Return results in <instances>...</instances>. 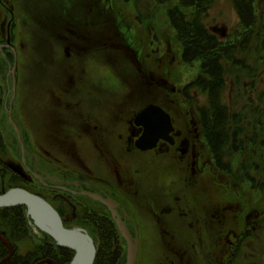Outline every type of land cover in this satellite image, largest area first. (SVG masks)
Wrapping results in <instances>:
<instances>
[{
  "label": "flooded vegetation",
  "instance_id": "flooded-vegetation-1",
  "mask_svg": "<svg viewBox=\"0 0 264 264\" xmlns=\"http://www.w3.org/2000/svg\"><path fill=\"white\" fill-rule=\"evenodd\" d=\"M59 1H54L50 6L48 4L46 6L41 0L26 1L27 8L34 17L33 22L30 23L31 43L29 42L28 45L31 49H29L27 66L22 67V62L19 60L20 54L16 42L19 18L16 10H10L12 14L10 46H6L8 37L4 42L1 41L0 32V45H3L1 50L5 48V53L8 52L12 56L11 59L8 56L9 64L11 63L9 75L12 81L10 89L13 98L12 115L16 118L17 124L18 119L21 121V125H18L22 141L26 144V152L20 158L24 164L21 162V166L18 167L12 162V158H9V166L23 174L26 173L29 184L35 179L42 183L44 191L38 195L54 207L62 219L63 226L78 231L76 236L79 238L87 236L90 244L95 247L93 264L96 262L101 241H110L111 254L117 257L122 255V249H126L127 258L128 239L132 242L137 239L139 243L135 264H140L145 240H163L168 248L166 253H172L174 258H178L177 264H190L189 261L182 263L180 260L183 258V254L180 253L183 243L180 245L177 242L175 244L166 242L179 238L180 226L176 225L175 219L171 217L172 214L167 213L163 206L167 200L168 190L157 189L158 182L161 181L158 180V175L153 176L151 173L146 175V169L131 168L128 159L130 154L141 157L146 152H151L161 156L176 151L182 160L187 156L190 148L194 150V140L186 137L185 134L182 137L183 132L176 128L172 115L162 106L172 119L174 126L170 132L172 141L160 138L155 147L147 150H141L136 146L138 138L144 132V127L137 124L135 119L137 114L150 103L144 104L140 109L129 111L126 106L130 93L127 70L123 67L122 72L117 71L111 60V62L82 60L75 57L70 49H76L75 53L80 54L82 49L95 48L103 38L110 44H113L114 39L117 38L119 41L117 44L126 48L134 60L139 81L158 85L155 73L146 69L145 58L126 40L127 34L124 28L115 25L112 21L104 25L96 24L97 17L102 16L106 11V8L98 10L97 0H71L72 8L64 12H56L54 4ZM12 6L15 8L13 3ZM25 15L29 21L26 13ZM52 17L55 18L52 19L51 24L49 19ZM44 48L47 49V55ZM96 62L102 69L100 72L91 68ZM45 68L50 69L59 81L54 88L51 87L48 92L41 95L42 100L36 99L39 105L34 111L39 118H41L40 109L46 111L42 106L49 101L54 103V110L46 111L50 121L44 123L42 118L40 120L43 122L40 127L43 140H40L35 131L32 132L31 127L24 123L20 107L18 104L14 105V101L19 99L18 92L24 75L27 76L26 84L29 82L32 85L35 75L39 76L41 70ZM117 85L120 88L115 89ZM184 86L180 90L184 95L191 91L197 92ZM114 89L120 94H116ZM120 96L123 104L118 101L119 104H114L112 101L114 97ZM71 99H75L76 102L73 103ZM84 101L87 102L86 105L82 104ZM1 138L0 136V142H2ZM203 150L191 154L192 165L196 166L194 171L204 172L205 168L200 166L209 165L211 155ZM182 188H184L183 193L189 189ZM171 193L172 198L176 200L173 203L181 205L183 194H173V191ZM207 198L208 195L206 200ZM185 206H188V203ZM204 209L206 206L201 210ZM196 220L201 229L192 231L196 232L197 237L191 238V241L190 238H186L188 239L186 243H189L190 248L202 257L203 249L207 245L204 241L207 229L204 227V217L197 215ZM184 224L182 223L181 226ZM188 225L192 226V224ZM0 232L15 249L5 264H38L46 259H52L58 264H70L76 255L74 249L60 246L54 237L49 239L51 235L42 232L39 236V245L26 246L27 254L22 257L17 251L16 241L12 240L15 234L8 235L5 230ZM195 252L192 255H197ZM8 254V247L0 240V264ZM160 263L167 264L162 260L157 262Z\"/></svg>",
  "mask_w": 264,
  "mask_h": 264
},
{
  "label": "rangeland",
  "instance_id": "rangeland-1",
  "mask_svg": "<svg viewBox=\"0 0 264 264\" xmlns=\"http://www.w3.org/2000/svg\"><path fill=\"white\" fill-rule=\"evenodd\" d=\"M26 1L28 0H1L0 4L3 9H6L3 12L4 16L0 24L1 36H4V38L10 37L12 27L10 10L17 11L19 32L16 42L22 67L27 66L26 64L28 63L29 49H31V46L28 45L29 42L31 43L29 38L30 23L34 20L31 14L28 16L29 21L27 20L25 13L30 11L27 8ZM41 1L46 6L47 4L50 6L54 1L58 0ZM72 4L73 1L71 0H60L54 5L56 12H64L72 8ZM175 4L179 5L185 12L189 11V8L183 7L175 0H172L171 5ZM255 6L257 13L260 14L264 1L255 0ZM97 8L98 10L106 8V11L103 12L102 16L97 17L96 24L104 25L112 21L115 25L124 28L127 34L126 40L145 58L144 63L147 66L145 67L151 73H155L158 85L144 84L139 81V77L136 74L138 70L133 64L134 60H132L126 48L117 44L119 43L117 38L114 39L113 44L106 42L103 38L102 41L95 45V48L93 47L92 50L82 49L80 54L75 53L76 49H70L73 55L82 60H111L117 71L122 72L126 69L130 91L127 97L128 104H126L128 110L140 109L148 102L163 106L172 115L176 128L181 129L180 131L183 132L182 137L185 134L186 137L194 140V150L190 148L187 156L182 160H180V154L176 151L161 156H156L151 152H146L141 157L129 155L128 160L131 168L146 169V175L149 173L153 174V176L158 175V180L161 181L158 182L159 186L157 189L166 188L168 190L167 200L163 206L168 211L167 213L172 214L171 217L175 219L176 225H180L178 227L180 239L166 240V242L173 244L177 242L180 245L183 243L180 249V253L183 254V258H181L180 254L182 263H188L189 261L190 264H264V190L254 187L253 182L250 181L249 176H253V171L245 174L244 163L248 160L250 153L247 152L248 155L246 152L237 153L232 163L233 169L229 173L216 169L213 166V160L210 158L209 165H206V167L200 166L205 168L204 172L194 171L196 166L192 165V155L203 149L204 152L209 153L206 140L202 139L201 123L196 109L200 106V101L202 103L205 102V97L194 91L189 92L199 100L196 106V103H193L191 99L190 103L187 102L185 95L180 90L186 83L197 77L201 62L200 60L184 62L180 59L181 46L178 42L177 32L172 27L167 14L168 5L160 4L155 0H97ZM37 9L39 10V8ZM45 10L47 11V8ZM86 17H88V14H86ZM54 18L49 19L51 24ZM206 22L210 30L215 32L222 41L235 40L243 34V30L238 27V14L231 0H214L208 11ZM6 46L8 47V43ZM2 47L3 45L0 47V87L3 90V103L5 106L0 109V130L2 142L12 152V162L20 167L21 162L24 164L20 158L26 152V144L23 142V149L20 139L14 131L13 122L10 119V107L11 104L13 107V98L10 90L12 81L9 75L11 68L9 58L11 59L12 56L8 52L5 53V48L1 50ZM44 50L47 55V49L44 48ZM101 66L104 67V65ZM91 68L96 69V72L102 70L97 62ZM100 77L102 78V76ZM25 78H27L26 75H24L18 92L19 99L18 101L15 99L14 105H19L23 116L21 118L24 123L31 127L32 132L35 131L36 136L40 140H43L41 138L42 131L40 130L41 123L50 121V116L46 111L47 109L54 110V103L49 101L45 106H42L46 108V111L43 108L40 109L42 122L40 121L41 118L37 116V112L34 111L38 109L37 106L39 105L36 99L42 100L41 95L48 92L51 87L54 88V85L58 84L59 79L47 68L42 69L39 76L35 75L32 85L29 82L26 84ZM117 87L120 88L117 85L115 89ZM115 89L114 92L120 94ZM263 90L264 66L261 67L260 76L256 81L255 88H253L254 97L256 98L259 92ZM227 96L232 97L230 90ZM246 100L249 101V99L244 97L243 104ZM71 101L73 103L76 102L75 99H71ZM112 101H114V104H123L121 96L114 97ZM82 104L86 105L87 102L84 101ZM250 106L247 105L245 110H249ZM12 117L14 118L13 115ZM14 120L16 121V118ZM17 122L21 125L19 119ZM23 130L24 127L22 125ZM251 156L249 157L251 158ZM2 170L3 168L0 167V179L3 180V185L7 188L10 185L12 173L2 172ZM212 170H214L215 174ZM24 174L26 175V173ZM21 185L13 187L25 188L32 193L44 191L42 183L36 179L30 184L21 181ZM182 187L189 189L183 193L182 189L184 188ZM171 191H173V194H183L181 205L173 203L176 200L172 198ZM207 195L208 200H206ZM186 203H188V206H185ZM176 206L177 208L175 209ZM205 206L206 209L202 211L201 209ZM24 215L27 218L26 227L29 232L27 240L32 242V244L34 243V246H38L40 243L39 236L42 232L51 234L39 228L28 212ZM197 215L204 217V227L207 229V235H204V241H206L207 245L203 249L202 257L194 249L190 248L189 243H186L188 242L186 238H190L191 241V238L195 239L197 237L196 232L192 231L197 228L201 229L199 222L197 223L196 220ZM182 223L186 224L181 226ZM188 224H192V226ZM49 239H53V236L51 235ZM164 243L163 240L143 241L140 264H157L159 260L167 264H177L178 258H174L172 253H166L168 248L166 243L164 247ZM26 246L29 245L25 241L22 243L16 242L19 256L22 255L23 257L25 255ZM125 250L122 249V255L117 264L126 263ZM193 252L197 255H192Z\"/></svg>",
  "mask_w": 264,
  "mask_h": 264
},
{
  "label": "trees",
  "instance_id": "trees-1",
  "mask_svg": "<svg viewBox=\"0 0 264 264\" xmlns=\"http://www.w3.org/2000/svg\"><path fill=\"white\" fill-rule=\"evenodd\" d=\"M155 1L168 5L167 14L181 46L180 59L184 62H201L199 74L184 88L197 90L199 95L205 97V102L200 101L196 109L202 137L214 162L213 165L211 161L212 165L229 173L233 169L235 155L242 152L248 155L249 152L248 160L244 163L245 174L253 171V176H249L250 181L254 187L264 190V90L256 98L253 95L260 69L264 66V6L258 14L255 0H231L238 14V27L243 34L235 40L222 41L206 22L214 0H175L189 8L187 12L177 4L171 5L172 0ZM4 11L6 9L0 5V24ZM26 14L30 16V12ZM5 39L1 36V41ZM229 90L232 97L227 96ZM184 97L187 102L190 103L191 99L198 105L199 100L190 93ZM244 97L249 101L243 104ZM3 102L1 89L0 109L4 108ZM247 105L251 106L246 111ZM11 157L10 148L0 142V167L3 168L2 172L12 173L10 187L6 185V189L22 186L21 181L28 182L25 174L9 166ZM2 185L3 180L0 179ZM26 212L25 205L0 207V231L15 234L12 240L18 243L25 241L30 246L32 242L27 240ZM109 242L101 241L95 264L118 263L120 257L111 254Z\"/></svg>",
  "mask_w": 264,
  "mask_h": 264
},
{
  "label": "water",
  "instance_id": "water-1",
  "mask_svg": "<svg viewBox=\"0 0 264 264\" xmlns=\"http://www.w3.org/2000/svg\"><path fill=\"white\" fill-rule=\"evenodd\" d=\"M8 46H10L9 37ZM14 91H16L15 86ZM11 109L12 104L10 107V119L13 122V127L17 132L22 144V148L24 149L20 128L12 117ZM135 121L137 124L144 127L143 134L138 138L136 142V146L141 150H147L155 147L160 138L167 140L171 139L170 132L174 129L172 119L170 114L160 105L153 103L148 104L137 114ZM170 141H172V139ZM19 205H25L27 207L28 214L33 218L37 226L49 232L57 240L60 246L68 247L76 251L75 258L70 264H93L96 254L95 247L90 244V247L87 248L83 244L81 238L76 236V233H78V231L66 229L63 226L60 215L47 200H45L38 194L28 191L25 188L11 187L9 189H6L5 186L2 185L0 189V207H12ZM41 217H44L51 223L50 228L45 227L41 224ZM0 240L5 243V245L9 249V254L1 261L2 264H5L9 257L13 255L15 249L13 244L1 232ZM138 249V240L136 239L135 242H132L128 239V253L125 264L136 263ZM44 262L58 264L52 259L43 260L38 264H43Z\"/></svg>",
  "mask_w": 264,
  "mask_h": 264
},
{
  "label": "bare ground",
  "instance_id": "bare-ground-1",
  "mask_svg": "<svg viewBox=\"0 0 264 264\" xmlns=\"http://www.w3.org/2000/svg\"><path fill=\"white\" fill-rule=\"evenodd\" d=\"M41 224L43 225V226H45V227H51V223L47 220V219H45L44 217H41ZM81 240H82V242H83V244L87 247V248H89L90 247V240L88 239V237L87 236H82V238H81Z\"/></svg>",
  "mask_w": 264,
  "mask_h": 264
}]
</instances>
